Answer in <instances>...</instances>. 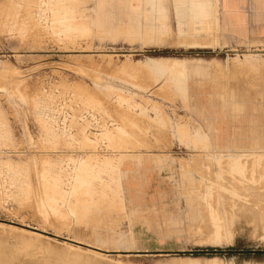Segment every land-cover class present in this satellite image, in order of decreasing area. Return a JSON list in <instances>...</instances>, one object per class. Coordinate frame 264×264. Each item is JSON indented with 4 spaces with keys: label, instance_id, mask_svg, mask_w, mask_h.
I'll return each mask as SVG.
<instances>
[{
    "label": "rangeland",
    "instance_id": "obj_1",
    "mask_svg": "<svg viewBox=\"0 0 264 264\" xmlns=\"http://www.w3.org/2000/svg\"><path fill=\"white\" fill-rule=\"evenodd\" d=\"M255 41L220 0H0V264H264Z\"/></svg>",
    "mask_w": 264,
    "mask_h": 264
},
{
    "label": "crops",
    "instance_id": "obj_2",
    "mask_svg": "<svg viewBox=\"0 0 264 264\" xmlns=\"http://www.w3.org/2000/svg\"><path fill=\"white\" fill-rule=\"evenodd\" d=\"M221 32L239 40H264V0H220Z\"/></svg>",
    "mask_w": 264,
    "mask_h": 264
},
{
    "label": "flooded vegetation",
    "instance_id": "obj_3",
    "mask_svg": "<svg viewBox=\"0 0 264 264\" xmlns=\"http://www.w3.org/2000/svg\"><path fill=\"white\" fill-rule=\"evenodd\" d=\"M242 168H244V166ZM242 168L237 166V169L232 168V169L227 170V172L225 171V173H228L225 177L222 176L223 174H220L219 172H217L219 174L218 175V182L215 184V186L212 185L210 188V192H212L213 190H216V197H217L216 202H212V203L210 202V208H211L212 216L216 215L217 218L221 220L222 224L224 225V230H225L226 220L228 221V224L230 227L229 233H226L223 230V233L225 234V237H224L225 241H227L228 235L233 236L234 232H233L232 228L234 226V222L237 219V217H235V214L232 211H230V209L228 207H226V209H227L226 217L227 218L225 217V215L222 211V208H221V204H220L221 202H219V200H220V198H219L220 193L219 192L222 191L224 193L225 192L229 193V195L231 197H233L234 200H236V192H237V191H235V188H236L235 184L236 183L231 180V177H233V176L234 177H239V176L244 177L245 172H244V169H242ZM228 176H230V177H228ZM223 178L224 179L226 178V181H223ZM207 195H208V198L211 196V194H209V192Z\"/></svg>",
    "mask_w": 264,
    "mask_h": 264
},
{
    "label": "bare ground",
    "instance_id": "obj_4",
    "mask_svg": "<svg viewBox=\"0 0 264 264\" xmlns=\"http://www.w3.org/2000/svg\"><path fill=\"white\" fill-rule=\"evenodd\" d=\"M162 61V60H161ZM161 61H159V62H161ZM163 61H165L166 62V64H167V62H171L170 64H175V63H177L178 61H180V60H163ZM164 63V62H163ZM190 64V63H189ZM192 64V63H191ZM199 64V63H198ZM177 65V64H176ZM194 65V64H193ZM201 65V64H200ZM187 66V65H186ZM196 73V72H195ZM206 74V73H205ZM202 75V74H201ZM204 76V75H203ZM202 76V77H203ZM209 76V75H208ZM206 77H207V75H206ZM196 82H197V84L199 83V81H200V78L198 77V76H196V77H194L193 78ZM200 84V83H199ZM195 85V84H194ZM199 86V85H198ZM212 92H214V91H212ZM210 98H211V96H210ZM210 105V104H209ZM212 105V104H211ZM202 106H204V105H202ZM207 107V106H206ZM212 108V107H211ZM220 109V108H219ZM218 110V109H217ZM214 113V112H213ZM106 166H108V165H106ZM93 169V168H92ZM95 170V169H94ZM107 170V169H106ZM114 170V169H113ZM82 171V170H81ZM101 171V170H100ZM105 171V170H104ZM104 171H103V173H104ZM98 172V171H97ZM108 172H109V170H108ZM115 172V171H114ZM114 172H112V173H114ZM89 173V172H88ZM87 173V174H88ZM100 173H102V172H100ZM106 173V172H105ZM104 173V174H105ZM99 175V174H98ZM99 177V176H98ZM97 177V178H98ZM108 177V176H107ZM94 178V177H93ZM96 178V179H97ZM109 178V177H108ZM113 178V177H112ZM82 179V178H81ZM84 179V178H83ZM101 179V178H100ZM89 181H91L92 179H88ZM102 180V179H101ZM108 180V179H107ZM120 181V180H119ZM110 182V181H109ZM115 182V181H114ZM114 182H112V183H114ZM117 183V182H116ZM87 184H88V182L87 181H85V180H80V183H79V185H77L76 187H75V189H74V191H76V190H80V189H82L83 190V187H87ZM89 184H91V183H89ZM89 187V186H88ZM108 187V186H107ZM59 188V187H58ZM87 190V189H86ZM84 191V190H83ZM90 190H88V192H89ZM77 193H79L80 195H78V196H81V192H79V191H77ZM91 193V192H90ZM75 195H77V194H75ZM78 196H76L77 197V199H78ZM82 196H83V194H82ZM86 197H87V195H85ZM84 196V197H85ZM62 197V196H61ZM84 197L82 198V201H84ZM54 199V198H53ZM79 199H80V197H79ZM50 201V200H49ZM79 201V200H78ZM87 201V200H86ZM74 203V202H73ZM75 203H78V202H75ZM79 203H81V202H79ZM78 203V204H79ZM84 205L85 204H87L86 202L85 203H83ZM82 204V206H83V208H86V207H84V205ZM68 205V204H67ZM75 205H77V204H75ZM75 205H73V207L75 206ZM76 207V206H75ZM75 209V208H74ZM77 209V208H76ZM75 209V210H76ZM80 209H82V207L80 208ZM77 211V210H76ZM76 211H74V210H71V212H75V213H78V212H76ZM80 212H81V210H80ZM72 214H74V213H72ZM71 214V215H72ZM81 214V213H80ZM8 259V258H7ZM182 263L183 264H217L218 263V260H216V259H210V260H208V259H206V258H204V257H185V258H183L182 259Z\"/></svg>",
    "mask_w": 264,
    "mask_h": 264
}]
</instances>
